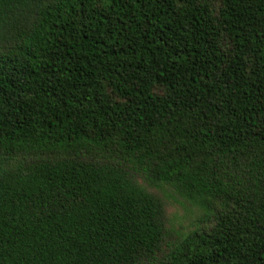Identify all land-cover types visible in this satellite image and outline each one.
I'll use <instances>...</instances> for the list:
<instances>
[{"label": "trees", "instance_id": "1", "mask_svg": "<svg viewBox=\"0 0 264 264\" xmlns=\"http://www.w3.org/2000/svg\"><path fill=\"white\" fill-rule=\"evenodd\" d=\"M0 264H264V0H0Z\"/></svg>", "mask_w": 264, "mask_h": 264}, {"label": "rangeland", "instance_id": "2", "mask_svg": "<svg viewBox=\"0 0 264 264\" xmlns=\"http://www.w3.org/2000/svg\"><path fill=\"white\" fill-rule=\"evenodd\" d=\"M168 198L169 215L175 226L185 229L192 228L199 216V209L179 197H172L170 195Z\"/></svg>", "mask_w": 264, "mask_h": 264}]
</instances>
